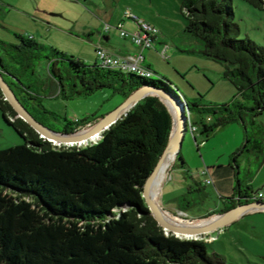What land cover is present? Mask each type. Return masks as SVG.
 <instances>
[{"label": "trees", "instance_id": "16d2710c", "mask_svg": "<svg viewBox=\"0 0 264 264\" xmlns=\"http://www.w3.org/2000/svg\"><path fill=\"white\" fill-rule=\"evenodd\" d=\"M248 1L264 8V0ZM180 8L184 30L200 48L179 49L220 62L222 78L236 89L223 102H206L202 94L184 97L190 124L206 137L229 122L244 126L245 142L230 163L236 183L222 196V207L207 209L202 215L207 216L233 207L237 197L240 202L258 198L251 184L238 179L235 164L236 154L246 149L263 152L264 125L255 117L264 113V45L240 36L232 0H180ZM15 36V42L0 38V71L24 106L46 125L43 114L53 112L42 103L40 88L48 84L64 97L108 87L125 98L142 85L180 97L164 75L154 78L87 63L31 35ZM43 58L48 81L35 70ZM0 111L24 138L0 148V264H228L225 254L209 250L204 237L167 233L142 195L172 129V114L158 95L147 94L100 138L80 146L58 147L41 137L16 115L1 88ZM96 118H66L62 130L74 131ZM178 158L184 166L179 150L169 167ZM207 184L193 179L174 197L176 207L184 212L199 207L209 195Z\"/></svg>", "mask_w": 264, "mask_h": 264}, {"label": "rangeland", "instance_id": "374dc122", "mask_svg": "<svg viewBox=\"0 0 264 264\" xmlns=\"http://www.w3.org/2000/svg\"><path fill=\"white\" fill-rule=\"evenodd\" d=\"M232 3L240 36H248L264 45V8L253 5L248 0H232ZM126 11L144 20H148L147 17L150 16L156 17L162 25H158V28L166 30L164 35L169 46L167 53H179L177 67L172 64V57L157 55L161 69L150 76L159 78L164 75L169 78L178 89L180 99L184 95L190 97L202 94L206 102H223L233 97L236 89L230 81L222 78L223 66L220 62L179 51L178 46L200 48L196 37L184 30L186 19L179 0H0V38L15 42V32L31 35L44 44L93 63L95 48L81 31L82 23H86L92 15L98 16L103 24L102 29L105 23L116 25L123 20V27L133 31L137 29V23L125 14ZM35 70L38 77L48 81L44 58L37 63ZM40 90L42 103L53 112L43 114L45 122L56 130L63 129L66 118L74 120L91 118L93 115L99 117L117 107L124 99L121 93L113 92L108 87H101L89 94L67 97L59 95L51 84ZM98 119L74 131L87 128ZM255 119L264 125V113ZM248 127L251 129V124ZM96 140L91 139L89 142ZM22 142L23 136L5 120L0 111V148ZM244 142V126L238 121L217 127L207 137L188 128L180 146L184 166L178 158L166 176L165 172L161 177L157 187L156 198L164 211L175 218L188 221L216 216L218 212L202 215L207 209L222 207V196L232 192L221 191L217 183H208L206 189L209 195L199 207L195 206L185 212L176 207L173 197L184 192L193 179L203 181L204 175L199 172L205 168H208L210 176L215 180L221 178L227 182L234 179L230 163H233V153L238 152ZM236 155L235 172L238 179L243 184H251L256 193L261 192L263 195L264 145L262 153L246 149ZM236 179L235 177L234 184ZM204 238L208 241L209 250L225 254L228 264H264V211L252 212L239 222L205 234Z\"/></svg>", "mask_w": 264, "mask_h": 264}, {"label": "water", "instance_id": "95a60500", "mask_svg": "<svg viewBox=\"0 0 264 264\" xmlns=\"http://www.w3.org/2000/svg\"><path fill=\"white\" fill-rule=\"evenodd\" d=\"M0 88L5 99H7L11 103L13 108L16 110L17 116L23 118L39 133L41 137L51 141L54 145H60L54 142V140H58L59 143L66 146L68 145L66 143L67 141L77 142L85 138V143L79 142L70 144L80 146L82 144L89 143V140H91L92 137L96 134H100L101 137L102 131L108 128L109 125H111L116 119L124 115L138 100H140L147 94L158 95L167 104L172 114V129L170 131L166 146L164 147L153 170L150 172V174L144 181V184L142 186V195L145 201L147 202L150 212L157 220L158 224H160L167 233H173L179 237L202 238L205 234H209L225 226L226 224L234 220L236 217L249 210L264 209L263 198H255L252 201L240 202L239 198L237 197L236 204L233 207L223 212H220L216 216L210 217L209 219L207 218V221L204 222L182 223L174 221L165 215L164 209L157 201H155L151 194V186L154 177L157 174V171L159 170L172 144L176 141L178 142L176 151L177 156V153L180 150L183 136L186 130L189 128L187 124L188 110L184 98L180 99V97H177L170 92L164 91L163 89L154 86L142 85L134 89L131 93H129L117 107L102 115L97 121L94 122V124L90 125L84 130L80 129L68 132L53 129L38 120L19 100L10 84L3 77L1 71Z\"/></svg>", "mask_w": 264, "mask_h": 264}, {"label": "crops", "instance_id": "0c3cea01", "mask_svg": "<svg viewBox=\"0 0 264 264\" xmlns=\"http://www.w3.org/2000/svg\"><path fill=\"white\" fill-rule=\"evenodd\" d=\"M90 16H91L90 19L86 23H82V25H81L82 30L81 31L87 35L88 42L90 44H92V46L94 48H96L97 45H102L105 48H107L110 52L115 53V54H128V53L129 54H137V53L141 52L143 54L142 63L145 66L150 67L154 71H157V69H161L160 64L158 63L157 55L161 54L162 56H164L160 52V48L162 47V44L166 43V36L164 35L166 33L165 29H163V28L159 29L158 28L159 32L153 41L152 47L141 49V47L139 45H137L136 43H134L132 41V39H130L129 37H122L116 28H111L110 30H107V31L103 30L102 29L103 24L100 21V19L98 18V16H95V17L92 15H90ZM147 18H148L147 21L156 25L157 27H158V25L159 26L161 25L159 20L156 17L150 16ZM161 27H162V25H161ZM168 48H169V46H168ZM168 48H167V50H169ZM179 48L180 47L178 46V49ZM179 51L183 52L180 49H179ZM183 53L200 55L198 53H188V52H183ZM178 56H179L178 52L171 51V54L167 53V56H164V57H172V64L177 67L176 61L178 60ZM93 58H94V61L98 62L96 55H94ZM183 97H189V96L184 95ZM190 97H197V96L190 95ZM98 118H100V117H98ZM169 169H170V167L167 169L165 176H166ZM197 180H201V179H197ZM213 183L214 184L217 183L218 188L221 189V191L227 193L228 191H232V188L234 185V179H229V180H227V182H226V180L221 179V178L216 179V180L213 179ZM189 184L187 185V187L189 186ZM174 197H176V196H174ZM174 197H173V199H174ZM263 197H264V194H263ZM260 211L262 212V211H264V209L249 210V211L241 214L240 216L236 217L234 220H232L231 222H229L225 226H228L229 224H232L234 222H239L243 217L248 216L252 212H260ZM225 226H223L221 228H225ZM221 228H219V229H221Z\"/></svg>", "mask_w": 264, "mask_h": 264}, {"label": "built area", "instance_id": "2783aa9c", "mask_svg": "<svg viewBox=\"0 0 264 264\" xmlns=\"http://www.w3.org/2000/svg\"><path fill=\"white\" fill-rule=\"evenodd\" d=\"M127 16L132 17L137 23V29L130 31L123 27V21H119L116 25L110 23H105L103 29L105 31L111 28H116L122 37H129L134 43L139 45L141 49L149 48L153 46V41L157 36L159 29L156 25L150 23L147 20L141 19L137 16L132 15L129 11L125 13ZM168 44L164 43L160 48V52L167 56ZM95 53L98 62L102 65L110 66L113 68L121 69L123 71H132L139 75L150 76L153 71L149 69L142 63L143 54L141 52L137 54H115L110 52L107 48L102 45H97L95 48ZM77 119V118H75ZM188 127L193 132L196 130V126L190 124L189 115L187 114ZM200 174L204 175L203 182L212 183L213 178L210 176L209 170L207 168L202 169ZM258 198H263L261 192L257 193Z\"/></svg>", "mask_w": 264, "mask_h": 264}, {"label": "bare ground", "instance_id": "6f19581e", "mask_svg": "<svg viewBox=\"0 0 264 264\" xmlns=\"http://www.w3.org/2000/svg\"><path fill=\"white\" fill-rule=\"evenodd\" d=\"M86 129V128H84ZM83 129V130H84ZM98 137H100V134H96L92 137V139H98ZM55 143L57 144H61L59 143L58 140H54ZM85 143L86 142V139L83 138L81 141H77V142H70V141H67L66 143L68 145H70L71 143L74 144V143ZM177 146H178V142H174L169 150V152L167 153L165 159L163 160L159 170L157 171V174L155 175L154 177V180H153V183H152V186H151V194L153 196V198L155 199V201H157V198H156V193H157V187L159 185V182H160V179L161 177L164 175V173L166 172V170L169 168V166L171 165V163L173 162V160L175 159V156H176V151H177ZM158 202V201H157ZM159 203V202H158ZM165 212V211H164ZM165 215L174 220V221H177V222H182V223H197V222H204V221H207V218H203L201 220H196V221H188V220H184V219H179V218H175L171 215H169L167 212H165ZM209 219V218H208Z\"/></svg>", "mask_w": 264, "mask_h": 264}]
</instances>
